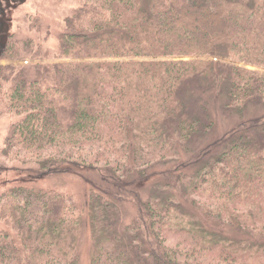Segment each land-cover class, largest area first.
<instances>
[{
  "label": "trees",
  "instance_id": "1",
  "mask_svg": "<svg viewBox=\"0 0 264 264\" xmlns=\"http://www.w3.org/2000/svg\"><path fill=\"white\" fill-rule=\"evenodd\" d=\"M73 2L58 62L0 65L2 154L84 189H4L0 264H82L87 231L89 264H264V0ZM205 97L237 123L195 148Z\"/></svg>",
  "mask_w": 264,
  "mask_h": 264
},
{
  "label": "rangeland",
  "instance_id": "2",
  "mask_svg": "<svg viewBox=\"0 0 264 264\" xmlns=\"http://www.w3.org/2000/svg\"><path fill=\"white\" fill-rule=\"evenodd\" d=\"M75 6L73 0H0V44H5L12 37L18 41V52L13 58L3 61V65L26 68L31 76L38 71L37 66L47 63L58 62L52 55L58 50V35L63 30L65 16L69 15ZM206 96V95H205ZM210 98V97H207ZM206 99V97H205ZM206 99L211 107L219 109L215 113V125L208 133L201 134L193 140L194 147L206 146L222 136L223 131L229 130L237 119L225 112L220 101ZM255 109L248 111L252 114ZM223 114V115H222ZM251 115H246L249 117ZM14 113L0 112V194L4 189H9L17 183L35 181L39 187L57 189L69 192L75 196L80 195L84 186L76 174H70L54 178H37L33 173L25 171V165H19L18 172L12 170L13 165L2 154L4 137L8 132L10 124L16 120ZM221 132V133H220ZM226 146H218L213 149L212 157L220 154ZM189 153L183 156L185 159ZM174 160V158H170ZM20 167L25 170H20ZM193 167V166H192ZM194 168L189 171H192ZM80 202V201H79ZM88 228H85V231ZM93 242L89 232L80 237L82 264H89L92 256Z\"/></svg>",
  "mask_w": 264,
  "mask_h": 264
},
{
  "label": "flooded vegetation",
  "instance_id": "3",
  "mask_svg": "<svg viewBox=\"0 0 264 264\" xmlns=\"http://www.w3.org/2000/svg\"><path fill=\"white\" fill-rule=\"evenodd\" d=\"M2 47H3V46L0 44V51H1V48H2ZM3 61H4V60H1V59H0V65L3 64V63H2Z\"/></svg>",
  "mask_w": 264,
  "mask_h": 264
}]
</instances>
